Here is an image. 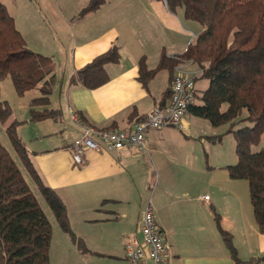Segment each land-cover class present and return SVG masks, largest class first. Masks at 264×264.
<instances>
[{
  "label": "crops",
  "instance_id": "obj_1",
  "mask_svg": "<svg viewBox=\"0 0 264 264\" xmlns=\"http://www.w3.org/2000/svg\"><path fill=\"white\" fill-rule=\"evenodd\" d=\"M40 2L48 5L50 14L41 18L33 10L32 17L27 15V32L37 30L39 36L52 37L47 46L57 49L60 60L55 63L54 55L46 54L53 58L57 78L50 107L72 119L73 133H60L61 117L53 124L44 122L51 119L31 122L28 118L27 123L40 126L33 129L37 146L26 150L43 182L65 204L67 214L71 204L75 228L98 232L93 242L97 247L90 255L111 264H129L124 256L125 238L130 235L136 243L141 241L137 230L148 198L165 240L164 264H233L215 214L222 229L231 234L241 260L263 257L264 234L257 229L244 184L230 179L226 170L237 160L225 150L216 152L206 165L197 155L175 154L172 140L179 132L205 142L207 135L198 130L202 124L191 114L184 116L182 131L147 130L148 155L127 146L117 151L86 150L82 165L72 160V143L80 135L73 122L75 113L90 126L129 131L155 106L168 104L172 74L158 69L144 87L138 79L139 63L154 70L162 58L183 55L201 32L200 26L185 19L182 9L170 11L163 0H106L85 14L81 11L88 0ZM10 15L16 28V17ZM112 46L118 48L119 61L105 66L108 81L94 90L83 87L75 78L76 71ZM160 71L159 84H153ZM113 228L119 230L116 240L109 235ZM258 264H264V259Z\"/></svg>",
  "mask_w": 264,
  "mask_h": 264
},
{
  "label": "trees",
  "instance_id": "obj_2",
  "mask_svg": "<svg viewBox=\"0 0 264 264\" xmlns=\"http://www.w3.org/2000/svg\"><path fill=\"white\" fill-rule=\"evenodd\" d=\"M105 1L88 0L81 14L95 11ZM165 1L170 11L182 9L185 19L202 28L181 55L192 59L202 70L199 78L208 80L206 89L195 91L188 113L207 120L213 127L228 125L226 133L233 134L237 162L226 170L230 179L247 181L254 221L264 234V148L253 151L264 132V0ZM118 61V48L112 46L77 70L75 78L83 87L97 89L108 81L105 66ZM176 64L177 60L162 58L157 68L147 70L140 61L138 79L146 87L158 69L165 68L173 75ZM6 77L10 78L17 96L38 88L40 96L29 102L31 122L59 120L61 110L50 107V95L57 79L53 58L26 46L13 17L0 0V83ZM243 110L247 115L241 119ZM74 116L87 123L80 113ZM11 117L9 104L0 102V122L5 123ZM240 122L246 124L235 129ZM19 123L13 119L6 127L16 159L0 143V264H50L52 227L23 171L48 205L59 228L86 251L70 229L65 204L43 182L15 133ZM208 139L211 143L219 142L221 135ZM214 220L233 264H258L264 259L263 256L241 260L231 234L222 229L219 216L215 214Z\"/></svg>",
  "mask_w": 264,
  "mask_h": 264
},
{
  "label": "rangeland",
  "instance_id": "obj_3",
  "mask_svg": "<svg viewBox=\"0 0 264 264\" xmlns=\"http://www.w3.org/2000/svg\"><path fill=\"white\" fill-rule=\"evenodd\" d=\"M7 7L9 14H12L16 17V28L22 35L23 39L25 40L26 46L31 49L32 51L36 53H40L37 51H41L42 55H49L50 53L54 55V61L60 60L58 54V51L56 48H50L47 45H50V42L52 40V37H46V36H39V32L37 30L29 31L27 32V15L32 17L30 14L33 12V10L36 12V15L39 16L43 15H49V7L48 5H44L41 3V0H1ZM87 3V1H86ZM200 26L199 24H197ZM196 25V26H197ZM201 28V26H200ZM202 29V28H201ZM41 49V50H40ZM37 50V51H36ZM163 74L162 71L158 72L156 75L155 80L153 81V84H159L161 80V75ZM208 85V80L199 78L196 80V89L198 90V93L200 91L204 90L207 86H203L204 84ZM40 96V92L38 88L31 89L24 93L23 96H17L13 87V84L9 77H6L3 81L0 83V102L6 101L9 106L11 107L12 111V117L6 121L5 123L0 122V143L7 149V151L11 154L13 158L16 159L14 150L12 148L9 136L6 132L7 125L13 120L16 119L20 121L18 125L15 127V133L17 134L18 138L21 140L23 146L25 148L31 149L33 147H36L37 144L35 143V137L33 136V129L39 128V123H27L29 118V102L33 98H37ZM247 115L246 111L243 110L239 118H245ZM191 115H187L189 117ZM193 116V115H192ZM194 118H197V120H200L201 126H199L198 130L201 134L204 133V135H207L204 137L205 142L201 141L200 139L196 137L188 138L184 132H179L181 129H177L175 127H167V129H173L175 131H178L180 133V136H174V139L172 140V146L175 149V154H180L181 157L184 156H190V155H197L198 158L203 162L206 163L210 159L212 162V159L214 158V155L219 150H225L227 151L228 156L231 158H236L235 149H234V137L232 133H226V130L228 129V125H223L220 127H213L210 125V123L205 119H199L198 117L193 116ZM62 122H61V121ZM58 121V123H61V132L60 133H66L72 134L73 124L72 119L68 118L66 115H62L61 119ZM45 124H53L52 120H46L44 121ZM63 123V124H62ZM245 122H240L235 126V129L241 127L242 125H245ZM72 127V128H71ZM182 131V130H181ZM211 131L217 132L221 134V142H215L211 143L209 141ZM32 140V141H31ZM264 148V132L260 137L259 143L257 146L253 148V151H258L260 149ZM149 164L150 161L146 160ZM236 163V161H235ZM234 163V164H235ZM231 164V165H234ZM23 175L25 177V180L30 186V189L32 193L35 195V197L38 200V203L43 210V212L46 214L51 227H52V238H51V245L49 249V259L50 264H111V261L108 259H103L98 256L90 255V251L94 247V236H98L96 234L94 235L92 231L85 229H76V223L74 222V218H72L71 213V204L69 203V225L71 231L75 234V236L81 241L83 248L86 251H82L81 247L77 245L76 242H74L70 235L68 233L63 232L51 210L49 209L48 205L42 198V196L39 194L38 190L32 185L30 179L28 178L27 174L23 171ZM244 184L245 191L247 193V199L249 201V190H248V184L247 181L241 180ZM153 185V184H152ZM150 184L148 192H150V189L152 187ZM243 190V188H241ZM148 199V198H147ZM147 199L145 201V204L147 202ZM145 206V205H144ZM111 234L110 238L115 239L119 237V230L118 229H110ZM78 231H82V234L85 235L84 237L79 234ZM95 233V232H94Z\"/></svg>",
  "mask_w": 264,
  "mask_h": 264
},
{
  "label": "built area",
  "instance_id": "obj_4",
  "mask_svg": "<svg viewBox=\"0 0 264 264\" xmlns=\"http://www.w3.org/2000/svg\"><path fill=\"white\" fill-rule=\"evenodd\" d=\"M166 5V1L163 0ZM177 60L173 68V77L168 104L164 107L155 106L143 118L137 121L129 131L116 129L102 130L73 118L80 135L72 143L71 156L77 165H82V156L86 150L98 151L101 148L117 151L127 146H134L147 154L145 132L165 127L182 128L184 116L194 101L195 82L202 75L192 59L173 56ZM208 201V196L203 197ZM141 241L136 243L130 235L125 238L124 256L129 264H164L165 240L157 226L150 199L147 200L141 214L138 227Z\"/></svg>",
  "mask_w": 264,
  "mask_h": 264
}]
</instances>
